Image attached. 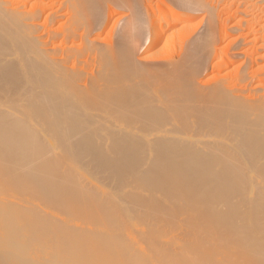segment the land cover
<instances>
[{
	"label": "bare ground",
	"instance_id": "obj_1",
	"mask_svg": "<svg viewBox=\"0 0 264 264\" xmlns=\"http://www.w3.org/2000/svg\"><path fill=\"white\" fill-rule=\"evenodd\" d=\"M45 1L0 0V157H12L10 161H14L28 170L26 176H21L19 171H15V168L7 169L3 176L7 177L3 178L5 181H0V185L13 184L12 188H9L10 190L17 187L13 194L21 195L22 193L27 197L25 198L23 195L20 202H36L38 200V202L43 200L46 202L47 200L57 204L65 203L64 211L67 210V206L70 209H76L86 202H105L104 198H97L95 194L91 193L92 191L83 188L78 181L75 182L78 177L74 179L69 175L68 172L73 169L75 164L81 163L82 166L85 164L91 169L93 168L96 174L97 170L105 172V174L108 173L110 177L107 180L108 182L111 181L109 179L114 180L115 186L118 188L116 191H121L120 188L126 186L130 179L136 185H134L135 188L121 194L112 193V202H121V200L137 202L138 206L131 213L144 219V222L150 219L147 223L151 222V225H157L155 229H150L153 234L158 236L159 240L166 239L163 226L167 224L169 228L171 218L180 216H182V221H180L184 224L182 230L191 232L194 225L195 227L196 225L201 226V224L205 226L204 229L201 228L199 234L194 232L198 238L203 236L206 240L211 238L210 241H215L216 239L210 237V233L214 234L216 231L218 236L221 233L226 237V234L231 233V230L232 234L234 233L235 230L231 229L234 227V220L236 219L237 222L238 216H242L240 213L245 209L243 207H247V205L250 206L248 217L251 219V226L243 221L245 226H240V230L233 234V236L238 234L234 236L237 238L233 239L231 234L233 240H224L225 238L223 239L220 234L224 240L222 244L227 248H224L225 252L226 250L236 252L238 249H242L250 237L249 234L252 235L248 231L251 227H254L251 230L255 229V233L261 231L264 234V85L262 84L264 82V66L260 67L262 75L255 78L257 87L252 93L254 94L252 103H241L234 98L226 100V97L222 95V88L225 89L222 86V88H216L210 96H208L209 94L206 96L194 94L195 97L193 96L190 100L185 94L183 80L187 65L192 62L197 64L196 59H202L199 44L196 43L179 65L175 66L176 80L172 83L171 80L166 89L159 87L160 89L157 90L159 97L164 96L158 99L161 101L160 104H164V107L167 105L169 110L173 109L171 107V90L175 95H179L177 102L172 101L179 105L180 108L177 106L178 110L182 109L181 111L184 112L188 110L189 113L190 109V117L194 121L193 131L183 137L171 136L169 133H176L174 132L175 126H172L174 131L166 129L168 130H164L166 133L171 131L165 135H157L154 129L159 130L164 124L160 123L161 127L160 124L159 127L155 125L156 128L153 129L152 123L157 121L158 124V120L161 122L160 118L166 111H162L163 116L160 115L158 118L157 115L161 113L155 114L156 104H153L155 105L153 107V105H149L150 103L148 104V99L145 100L140 95L138 97L143 100L134 97L137 96L136 89L134 91L136 88L134 80L141 62L135 60V52L133 53L134 49L132 50L131 44L134 40L133 31H137L135 24H131V20H129L128 24L121 27L117 43H114L115 46L102 47L99 44L98 36L106 27V23L102 22L99 15L102 10L101 0H63L61 3L52 0ZM189 5L187 3V6ZM133 13L136 14V12ZM137 14L136 17L134 16L135 18H137ZM64 15L67 16L66 28L59 32L51 31V27L62 20ZM137 19L136 21L140 20ZM40 20L42 23H39ZM157 31L152 33V37L157 36ZM140 35L139 33L138 36ZM257 37L258 35L254 38ZM237 38L232 36L230 43L235 44ZM259 38L261 49L264 50V34ZM257 40L259 41V39ZM75 42L79 44H75ZM204 47L202 46V48ZM225 53L227 52L225 51ZM252 54L249 56L253 57ZM258 58L264 59V53ZM223 62L219 65L221 66ZM152 100L150 98L149 101ZM154 100L155 103L158 102L155 98ZM173 106L175 107V104ZM250 107L253 109H249ZM184 112L181 113L184 114ZM166 115L168 114L166 113ZM166 117H168L167 121L171 120L169 115ZM187 119L182 121H185L184 125L185 123L188 125ZM165 122L163 119V123ZM166 125H170V123H166ZM189 129L187 130L189 131ZM177 131L179 134L182 132H179V129ZM65 174L68 176L66 177ZM79 178L81 180V176ZM98 179H100L99 176ZM104 180L106 181V179ZM115 186H113L114 189H116ZM218 191L222 197L210 202L212 193ZM1 196L0 201H4ZM31 196L36 199L32 200ZM39 198H42L41 201ZM233 200L237 203L217 204V202H233ZM4 202L9 201L5 200ZM102 206L103 203L95 211L91 212L90 208V211L84 210V213L91 217L102 218L108 212V208ZM113 208L111 211L119 215L129 214L120 207ZM78 210H82V208ZM67 211L70 212V210ZM72 211L74 210L72 209ZM89 224L91 225V223ZM39 225L38 231H31V222L22 225L10 223L5 226L3 234L14 239L13 251L19 249L21 252L26 250L30 252L31 247L26 249V246L19 245L18 240L23 237L28 240L25 245L35 246L33 243L36 241V237L50 233V227L46 224L44 229L41 224ZM39 227L41 232H39ZM70 228V231H74L73 225V229ZM168 228H166L167 231ZM196 228L198 229V227ZM54 229L51 228L52 234ZM57 229L56 233L62 232L59 227ZM75 231L80 230L76 229ZM187 232L186 234H188ZM81 233L76 232L71 235H80L79 238L83 239ZM90 233L92 235V232ZM52 234L49 235L52 236ZM66 234L68 237L71 236L69 232ZM186 234L184 235L186 236ZM84 235H88L86 231ZM63 236H66L65 233ZM218 236L217 238L220 237ZM58 237L61 236L58 235L55 238ZM72 237L79 240L78 236ZM87 237L85 240L90 239L89 243L91 244L92 237L88 239ZM250 239L248 243L254 245L247 246L249 255L244 259L245 264H264V257L263 259L257 257L262 247L264 249V241L260 242V239H256L255 242H250ZM69 240L64 237L61 239V248L52 254H50L52 251L45 252L47 254L45 256L50 257L48 261L54 260L51 261V264L52 262L53 264H81L84 260L83 257L86 256L88 259L85 260L93 264H111L117 261L116 259H119V263L126 264L125 258L119 254L123 249L116 253L119 254L115 255L116 258L111 256V261L110 253L102 252V247V250L99 251L100 247L97 249L96 245L92 243L91 248L84 252L82 249L80 250L81 246L76 247L77 242L82 245L81 240H74L75 244L71 242L75 246L70 244ZM169 242L171 244V238L165 241V243ZM199 243L201 244V242ZM100 244L102 245V242ZM100 244L99 246H101ZM156 244L155 248L158 247ZM217 244L219 243L217 242ZM162 246L161 248H164ZM155 248L151 251L152 254L147 255L144 264H171V252ZM170 248L172 247L170 246ZM42 250L36 248L34 252L39 254L40 251L41 255ZM13 254L14 252L1 253L0 255L5 257L6 262L10 264L11 258L14 257ZM236 254L238 253L236 252ZM192 258L190 257L191 260ZM223 259L230 262L229 264H239L235 256ZM197 263L199 262L197 261Z\"/></svg>",
	"mask_w": 264,
	"mask_h": 264
},
{
	"label": "rangeland",
	"instance_id": "obj_2",
	"mask_svg": "<svg viewBox=\"0 0 264 264\" xmlns=\"http://www.w3.org/2000/svg\"><path fill=\"white\" fill-rule=\"evenodd\" d=\"M48 1L49 0H46L45 2H48ZM52 1L56 2V3L57 2L58 3L63 2V0H52ZM183 1L181 2V0L180 1L179 0H124V1L123 0H107V1L101 0V5H102L101 9L102 10L99 13V15L101 17L102 22L106 23V27L103 28L104 30L102 29V31H101L102 33L100 34V36H98V40L100 42L99 44L102 47L108 48L111 46H115V44L117 43V39H118L117 37L119 35V31H120L121 27L124 24H128L129 20H131L130 21L131 24H135V26L137 27L136 28L137 31L136 30L133 31L134 32L133 33V39L134 40H132L133 43H131V44H132L133 48L132 47L131 48H132V50L134 49L133 53L135 52L134 53L135 60H139L141 62H140V66L138 67V69L140 68L139 69L140 72L138 71V74L136 75L137 77L134 76V77H136L135 80H134V77H132L133 80L136 81V84H135L136 88H134V91L136 89L135 94L137 96H134V97H136L135 99H137V98L140 99V97L144 98L145 100L148 99V104L150 103L149 104L150 106L153 104H156L157 107H155V109L157 108L156 110H158V111L161 110V112H158L153 108L155 105H153L152 108L156 112L155 114L161 113V114L157 115L158 118H160L159 116L163 114L162 111H164V110L166 111V112L164 111L165 112L163 114L164 116L162 115L165 118H163L162 116H161L162 118H160L161 122H160V120H158V124H157V121L152 123L153 129H154L155 125H156V127L157 126L159 127L160 123L162 125L164 124L162 126V128H159V130L155 127L157 130L154 129V131H155V133H157V135L168 134L174 126H175L174 127L175 131L174 130H172V131L176 132L177 134L171 132V133H169V135H171V136H182L183 137V136L189 135L193 131L194 121H193V118L190 117V113H191L190 109L185 108V109H189V113L187 112L188 110H186L184 112V111H181L182 109L178 110L180 107H179V105H176V102L179 98V95H177V94L175 95L173 90H171V107H173V109L169 110L167 105H165V107H164V104H160L161 101H159L158 99H160L163 95H161V97H159L158 96L159 91H157V90H159L160 88L166 89L167 84L171 80H172L171 83L176 80L175 76L177 74L174 75L175 68H176L175 66L177 64L179 65V63L183 60V58L186 57L187 53H189L194 48L196 43L199 44L202 59H200V60L196 59L197 64H195L196 62H192L191 64L187 65V68H186L187 70L185 71V75H184L185 78L183 80V84L185 86V91H186L185 94H186V96H188L190 98V100H191V98H193V96L195 97L196 94H203L205 96H206V94L207 95L209 94L208 96H210L212 94V92L215 91L216 88H220L222 86L225 88L223 90V88L221 87L222 92H223L222 95L226 97V100H233V98H234L235 100L237 99V101H240L241 103H247V102L252 103V101L254 100V96H253L254 94H252V93H253V90L256 89V87H257V83H256L257 81L255 78L260 77L262 75V70H260L261 69L260 67L264 66V59L258 58L259 56L262 55V53H264V50L261 49V43H260L261 41L259 38V37L263 36V34H264V31H263L264 30V0H251V1L250 0H248V1L247 0H189V2H188V0L186 2H183ZM135 2L137 3V6H136ZM184 3H186V4H184ZM187 3H189L190 5L187 6ZM103 4H104V6H103ZM131 5H132V7H131ZM133 9H135V10H133ZM137 9H138V11H137ZM133 12H136V14H137V12H138V14L140 13L139 15L137 14L138 19L135 18L136 14ZM140 15H141V17H140ZM61 19L62 20H60L58 23H56V25H53L51 27V31L59 32V31H62L66 28L67 16L64 15V16H62ZM136 19L137 20L140 19V20L136 21ZM178 20H179V22H178ZM140 21L143 23H141ZM39 23H42V21L40 20ZM258 27H260V28H258ZM153 28H155V29H153ZM157 29H158V31H157ZM155 30L157 31L158 34L154 38V37H152V33ZM117 31H118V33H117ZM139 33L141 34L140 36H138ZM257 35H258V37L254 38ZM232 36L235 38L238 37L237 40L235 41V44L230 43V38ZM135 38L138 41H136ZM209 38H211V39H209ZM206 39H207V41H210V42L205 41ZM257 39H259V41ZM135 42H136V44H135ZM237 42H238V44H236ZM76 43L79 44L78 42H75V44ZM202 43H204V45H202ZM205 45L207 46L206 48L204 47ZM202 46L205 48V51H204V48H202ZM225 51L227 53H225ZM243 51H245V52H243ZM247 52H248V54H247ZM152 54H153V56H152ZM249 54H252L254 56L250 57ZM255 58H256V60H255ZM229 61H231V62H229ZM221 62L224 63V64L223 63L221 64V66L224 65V67H221L219 65V63H221ZM138 64H139V62H138ZM236 69H237V71H235ZM234 82H235V84H234ZM262 84L264 85V82ZM196 87H197V89H196ZM198 91H200V92H198ZM260 91H261V93L263 92L262 89ZM227 92H229V93H227ZM226 94H227V96H226ZM231 94L232 95L234 94V95L232 96ZM139 95H140V97H138ZM159 95H160V93H159ZM134 97H133V99H134ZM225 97H223V98H225ZM240 97H243L244 99L243 98L241 99ZM150 98L153 100L149 101ZM154 98L158 101L157 103H155L156 101L154 100ZM227 98H229V99H227ZM230 98H232V99H230ZM250 99H252V100H250ZM172 100H175L176 102L173 103ZM139 101L136 100V102H138V103H139ZM174 104H175V107L173 106ZM158 106L161 109L160 108L158 109ZM171 107L169 106V108H171ZM249 109L252 110L253 108L250 107ZM251 110H249V111H251ZM174 112H176V113H174ZM181 112L182 113L184 112V114H182ZM166 113L170 116L169 118L171 120L167 121L168 117H166V116H168V115H166ZM185 115H187L188 117ZM183 118H185V119L188 118L187 122H189L190 124L188 123V125H186V123H185V125H184L185 121L184 122H182V121L185 119H183ZM163 119H164V122L165 121H167V122L163 123ZM166 123L167 124L170 123V125H166ZM179 123H180V125H179ZM161 124H160V127H161ZM181 124H183L184 126H182ZM188 126H191V127H188ZM186 128L187 129L191 128V129H189V131H188ZM166 129H171V130H169V132L166 133V131H168ZM177 129H179V132L180 131H182V132H180V134H179ZM162 130H163V132H162ZM164 130H166V131H164ZM11 159H12V157H9V156L0 157V181L1 180L5 181L7 176H5V177H3V176H4V174H6L5 171L9 168H15V171H19L21 176L22 175L26 176L28 174V170L25 167H23L22 165H18L14 161H10ZM75 166L73 167V169L70 172H68L69 175L72 176L74 179H77L76 177H78V179L75 180V182L78 181V183L81 184V186L83 188L85 187L86 189H88V191H90V192L92 191L91 193L95 194L97 198H101V199L104 198L103 200L105 202H99V203L98 202H95V203L92 202L93 204L86 202L85 204H81L79 208H76V209L72 208L74 210L72 212H71L72 209H70V207L67 206L66 209L70 210V212H69L67 210L64 211V207L66 206L65 203H59L58 202L59 204H57L56 202H48L47 200H46V202H48L47 204L44 200L43 201L45 202V204L43 201L38 202L39 200L36 202H34V201L33 202H20L23 199V195L25 197V194H22V193H21V195L18 193L13 194L14 189H16L17 187L10 190L9 188H12L13 184L12 185L11 184H9V185L1 184L0 185V193H1L0 196L2 195L1 198L4 201L5 200L9 201V202L0 201V254L1 253L14 252V254H13L14 257L11 258L10 264H51V261H54V260L48 261V258L50 259V257L45 256V255H47V254H45V252L50 253L52 251L50 253V254H52L53 252H55L59 248H61L62 247L61 239L64 237L67 238L68 240L71 239L69 241H70V244H72V245L75 244L74 240H77V241L81 240L82 242L81 241L80 242L82 245H80L77 242L76 244H78V245L76 247L81 246L82 248L80 247V250L82 249V251H84V252L86 250L88 251L91 248V245L95 244L96 246L95 245L94 246L97 249L100 247L99 251H101L103 249L102 252L106 251L107 253L108 252L110 253L109 256H110L111 261H112V258H114V257L116 258L115 255L122 254V257H124L126 260V262H125L126 264H142V263L144 264V262L146 261V258L148 257L147 255L152 254L151 251L155 248L154 245L157 242L158 243L156 244V246L158 245V247H156L155 249H160L161 246L165 244L164 246H162L164 248H161L160 250H163L165 252H167V251L171 252L170 253L171 254V264H193V263L194 264H204V263L206 264V261H207V264H211V263L212 264H229L230 262H226L223 258L224 257L230 258L231 256L232 257L235 256L237 258V260L239 261V264H245L244 259H246L248 257L247 255H249L247 252L249 247H247V246H253L254 245L253 243H248L249 239L252 238V239H250V242H253V241L255 242L256 239H260V242H262V240L264 241V234L261 231L258 232L257 230H256L257 233H255L254 232L255 229H254V231L251 230L254 227H251V229L249 228L248 231L251 232L252 235L249 234L250 237H248L246 244L244 246H242V249H238L236 251L238 254H236V252H233V251L228 252L227 250L225 252V249H227V248H225V246L222 244L223 241L227 240V239L233 240V239L237 238L234 236H236L238 234H236L234 236H233V234L238 232V230H240V228L242 226H245L244 222H246L247 224H249V226H251L250 225L251 219L248 217L249 212H250V206L247 205V207H243L245 209L242 213H240V214H242V216L239 215L237 222L235 221L236 219L234 220L235 223L233 222L234 227H232L231 229L235 230L236 232L234 231V233L232 234L233 231L230 229L231 233L230 232L227 233L226 237H224L225 234L220 233L222 236L224 235L223 236V239L225 238L224 240H222V238H221L222 236L220 234H219L220 237L218 236L217 231L214 234L210 233V237H212V239L214 238V240L216 239L215 241H210L211 238L207 239V240H209V241H207L205 238H203V236H201L202 239L196 237V235L200 233L201 228L204 229V227H205L202 224H201V226L196 225V227H198L199 230L195 227V225L193 226L194 229L190 230L191 232H187L186 230H182V229H184V224H183V222H181L182 216L179 215L180 217H176L177 219L174 217L171 218V225H169L170 229L168 228L167 224L163 226L164 227L163 230H165L164 233H165L166 239L170 240V238H171V244H170V242L165 243L166 239L159 240L158 236H156L155 234H153L151 232L152 229H150V228L155 229V227L157 225H151V222L147 223V221L150 219H147V221L144 222V219H142L141 217H137L134 213L133 214L131 213L138 206L137 202H124L122 200H121V202H112L113 201L112 193L121 194V193L131 191L133 188H135L136 185L132 181H130L129 178H127V179H129L130 183L128 180H127L128 181L127 184L125 182L126 186H128V187H126L124 185V187L120 188L121 191H116L118 188L115 186L114 180L109 179V180H111L109 182L107 180L108 177H110V176H108L109 174L107 172H106L107 174H105V172L102 173L101 171L97 170V174H96V171L93 168L91 169L90 166L85 165V164H83V166H84L83 167L81 165V163H76ZM89 167H90V169H89ZM99 172H101L102 174L101 173L99 174ZM76 173H77V175H75ZM65 175H66V177L68 176L67 174H65ZM97 175L99 176L100 179H98ZM80 176H81V180H79ZM101 177H102V179H101ZM3 178H5V179H3ZM104 179H106V181ZM102 180H103V182H101ZM113 183H114V185H113ZM104 184H105V186H104ZM129 184L132 188L129 186ZM91 185H92V187H91ZM113 186H115L116 189H114ZM103 194H106V195H103ZM12 196L15 198H13ZM104 196L107 197L106 198L107 200L105 199ZM31 197L33 198L32 200L36 199V198L34 199V196H31ZM221 197H222V195L219 191L217 193H212V195L210 197V202L212 200H216V199H219ZM25 198H27V197H25ZM109 198H110V200H109ZM39 199L41 201L42 198H39ZM25 203H27V204H25ZM102 203H103L102 207L108 208V212H107L106 216H103L102 218H97V217L95 218V217L88 216L87 214L84 213V210H87V211L91 210V212L95 211L97 208H99V206L101 207ZM230 203H237V202H235L234 200H233V202H217V204H224V205H227ZM243 203L246 204L248 202H243ZM96 204H98L99 206ZM86 206H89V207H86ZM113 207H115V208L120 207L125 212H127L129 214L128 215H124V214L119 215L116 212H112L111 210L114 209ZM81 208H82V210H78ZM243 208H242V210H243ZM75 213H77V215H75ZM240 218H242V219H240ZM28 222H31V225H32L31 231H38V225L39 224H41L43 226V229H44L45 224L48 226V224L50 222H52L48 226V227H50V229H49L50 233L52 234L51 228L54 229L56 225H58L57 227H59V230H61L62 232L59 231L60 233H56L55 232V230L57 229V227H56L53 230L52 236L49 235L50 233H48L49 232L48 231L47 232L48 234H46L45 236L36 237L37 239L33 243V244H35V246L32 245L31 243H30V245H32V246L25 245L28 243V240H26L25 238L22 237L21 239L18 240V242L20 243V244L19 243L18 244L21 246H26V249H30L29 247H31V250H30L31 253L28 250H26L25 252H23V251L21 252L19 249H16L17 251H13L14 246H12V245H13L14 239H12L11 237H8L7 234H3L5 226L7 224L9 225L10 223L12 225L14 223H16L18 225H22L24 223L27 224ZM89 223H91V225ZM70 224L73 225L74 229L72 228V225H70ZM182 224H183V226H182ZM69 225L71 228L68 227ZM147 225H149V226H147ZM162 225H163V223H162ZM173 227H175V229H173ZM69 228L71 230L73 229L74 231L76 229L80 230V231H75V232L70 231ZM166 228H168V231L166 230ZM195 229H197V230H195ZM85 231H86V234H88V235H84ZM148 231H150V232H148ZM39 232H41L40 227H39ZM66 232L67 233L69 232V235H71L72 233H76V232H78V234H80V232H82L81 235L83 234L82 236L84 237L83 238L84 240L82 238L81 239L79 238L80 235H76V236H78L77 238H79V240L74 239L72 236H74L76 238L75 234L68 237ZM90 232H92V235ZM186 232L188 234H186ZM194 232L197 234H195ZM214 232H215V230H214ZM34 233H36V232H34ZM64 233L66 236H63ZM178 234H179V239L177 238ZM184 234H186V236ZM189 234H190V236H189ZM191 234L192 235L194 234V235L192 236ZM228 234H229V236H228ZM231 234H232V237H234L233 239H231ZM53 235H55V236H53ZM58 235L61 237H58L56 239L55 237ZM86 236H88L87 239L92 237L91 239H93V240L97 239V240H95L94 242L92 240L91 242L93 244L92 243L90 244L89 243L90 239L85 240ZM217 236L219 238H217ZM45 237H49V238H45ZM53 237L56 239V241H55V239H52ZM260 237H263V238L261 239ZM98 239H100L101 241ZM150 239H151V241H149ZM203 239H204V241H203ZM99 241L102 242V245L100 244ZM71 242H74V244ZM140 242H144L143 243L144 245ZM146 242H148V243H146ZM199 242H201V244ZM204 242H206V243H204ZM210 242H211V244H210ZM217 242L219 244H217ZM63 243H64V240H63ZM83 243H84L85 247L83 246ZM149 243H151V244H149ZM195 243H197V244H195ZM99 244L101 246H99ZM147 244H149V245H147ZM40 245H41V247H40ZM58 245H59V247H58ZM149 246H150V248H148ZM152 246H154V247L151 248ZM165 246H167V247H165ZM170 246L172 248H170ZM34 247H36L39 250L43 249L42 252L44 254L41 252L42 254L40 255V251H39V254L37 252L35 254L34 250H36V248L32 249ZM95 247L92 246V248H95ZM101 247H102V249H101ZM168 247L170 248V250ZM218 247H220V248H218ZM221 247H222V249H221ZM40 248H42V249H40ZM104 248H105V250H104ZM118 248H120V249H118ZM44 249H47V250L44 251ZM149 249H150V251H148ZM186 250H188V251H186ZM99 251H97L98 254H99ZM119 251H121V252L119 254H116ZM123 251H126V252H123ZM260 252H262V253H260ZM260 252H259V254H257V257L263 259V257H264L263 256L264 255L263 254L264 253L263 247H262V250ZM215 253L216 254L218 253V255L216 256ZM111 256H112V258H111ZM190 257L191 258L193 257L192 260L190 259ZM4 258L5 257L0 255V264H8ZM86 258H87V256L85 258L83 257L84 260L83 261L81 260L82 261L81 264H93V263H90L89 261H86L85 260ZM116 260L117 261H115L114 263L112 262V263L113 264H122V263H119L120 262L119 259H116ZM197 261L199 263H197ZM200 261H201V263H200ZM52 264H53V262H52Z\"/></svg>",
	"mask_w": 264,
	"mask_h": 264
}]
</instances>
